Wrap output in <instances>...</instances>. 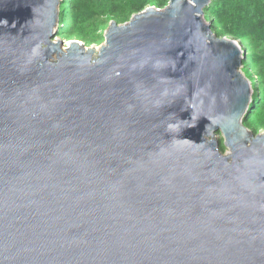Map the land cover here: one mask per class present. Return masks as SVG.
Instances as JSON below:
<instances>
[{
    "label": "water",
    "instance_id": "water-1",
    "mask_svg": "<svg viewBox=\"0 0 264 264\" xmlns=\"http://www.w3.org/2000/svg\"><path fill=\"white\" fill-rule=\"evenodd\" d=\"M63 2L0 0V264H264V131L212 0L98 49L54 41Z\"/></svg>",
    "mask_w": 264,
    "mask_h": 264
},
{
    "label": "trees",
    "instance_id": "trees-1",
    "mask_svg": "<svg viewBox=\"0 0 264 264\" xmlns=\"http://www.w3.org/2000/svg\"><path fill=\"white\" fill-rule=\"evenodd\" d=\"M169 0H64L59 25L68 36L89 44L115 22L124 24L148 7L163 9ZM212 32L236 41L244 51L242 72L253 96L243 125L253 135L264 131V0H212L205 12ZM222 152L225 151L222 144Z\"/></svg>",
    "mask_w": 264,
    "mask_h": 264
},
{
    "label": "rangeland",
    "instance_id": "rangeland-1",
    "mask_svg": "<svg viewBox=\"0 0 264 264\" xmlns=\"http://www.w3.org/2000/svg\"><path fill=\"white\" fill-rule=\"evenodd\" d=\"M107 27H108V26H106V27L102 30L100 36L94 38V42H92V43L90 42L89 44H87V43H84V42H82V41H77V40H75L74 37H70V36H68V33H69L68 31H69V30H67V28H66V29H65V28L62 29V28L60 27V25H59V27H58V29H57V32H56V35H55V37H54V41H56V40L59 39L60 41L64 42L65 45H67V43H68L69 41H77L78 43L83 44L87 49H89V48L98 49L99 47H101L102 45H104V37H103V35H104V33H105ZM242 70H243V68H242ZM242 73H243V72H242ZM243 74H244V73H243ZM244 76H245V75H244ZM245 77H246V76H245Z\"/></svg>",
    "mask_w": 264,
    "mask_h": 264
},
{
    "label": "bare ground",
    "instance_id": "bare-ground-1",
    "mask_svg": "<svg viewBox=\"0 0 264 264\" xmlns=\"http://www.w3.org/2000/svg\"><path fill=\"white\" fill-rule=\"evenodd\" d=\"M70 42V41H69Z\"/></svg>",
    "mask_w": 264,
    "mask_h": 264
}]
</instances>
